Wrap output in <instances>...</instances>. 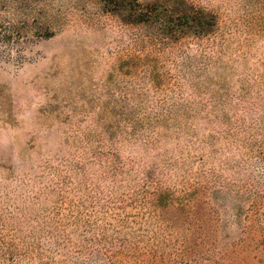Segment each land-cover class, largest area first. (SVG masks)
Wrapping results in <instances>:
<instances>
[{
  "label": "rangeland",
  "instance_id": "obj_1",
  "mask_svg": "<svg viewBox=\"0 0 264 264\" xmlns=\"http://www.w3.org/2000/svg\"><path fill=\"white\" fill-rule=\"evenodd\" d=\"M2 25L0 264H264V0H0Z\"/></svg>",
  "mask_w": 264,
  "mask_h": 264
},
{
  "label": "trees",
  "instance_id": "obj_2",
  "mask_svg": "<svg viewBox=\"0 0 264 264\" xmlns=\"http://www.w3.org/2000/svg\"><path fill=\"white\" fill-rule=\"evenodd\" d=\"M152 16V15H150ZM3 30V33L0 35V42H4L5 40H13V26L6 25L5 27H0ZM10 58V57H8Z\"/></svg>",
  "mask_w": 264,
  "mask_h": 264
}]
</instances>
